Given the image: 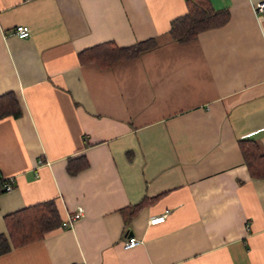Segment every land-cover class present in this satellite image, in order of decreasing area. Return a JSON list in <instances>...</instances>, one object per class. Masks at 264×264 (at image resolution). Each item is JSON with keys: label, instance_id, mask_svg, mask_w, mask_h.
I'll return each mask as SVG.
<instances>
[{"label": "crops", "instance_id": "obj_1", "mask_svg": "<svg viewBox=\"0 0 264 264\" xmlns=\"http://www.w3.org/2000/svg\"><path fill=\"white\" fill-rule=\"evenodd\" d=\"M186 1L0 0V96L21 112L0 119V178L13 183L0 234L6 214L37 202L54 200L62 221L82 209L0 264H264V178L241 144L264 155L263 0H208L228 21L178 43L170 22ZM149 38L105 69L77 58ZM81 155L88 166L69 175ZM143 199L126 225L120 210ZM127 235L141 242L124 248Z\"/></svg>", "mask_w": 264, "mask_h": 264}, {"label": "trees", "instance_id": "obj_2", "mask_svg": "<svg viewBox=\"0 0 264 264\" xmlns=\"http://www.w3.org/2000/svg\"><path fill=\"white\" fill-rule=\"evenodd\" d=\"M186 8L184 15L170 22V37L178 43L191 41L199 33L220 27L229 19L226 10H214L208 0H187ZM155 46L156 41L153 38L126 47H118L112 41H107L83 49L77 54V58L81 64L95 63L99 68L105 69L119 59H134ZM20 114V107L13 93L0 96V119L6 116L17 118ZM241 144H247L242 147V153L250 176L264 178V155L258 152L256 145L251 141ZM87 166L85 156L81 155L68 158L65 169L69 175H75ZM146 202L143 199L136 205L120 210L126 225ZM3 219L6 234H0V254L8 252L11 247L24 246L42 239L47 233L61 227L62 223L54 200L34 203L6 214Z\"/></svg>", "mask_w": 264, "mask_h": 264}, {"label": "built area", "instance_id": "obj_3", "mask_svg": "<svg viewBox=\"0 0 264 264\" xmlns=\"http://www.w3.org/2000/svg\"><path fill=\"white\" fill-rule=\"evenodd\" d=\"M253 11L256 14L264 15V0L256 2L253 5ZM13 33L19 38H26L29 36L28 27L24 26V25L16 26L13 29ZM0 181H2V182H0L1 191L9 192L12 190L13 183H12L11 179H3L2 180V178H0ZM167 215H168V212L166 211L160 215L150 216L147 223H148V225H156V224L163 223L165 221ZM81 216H82V209L77 208L75 210V212L69 214L67 216V218L62 221L61 228H68L72 224L73 221L79 219ZM140 242L141 241L138 238H136L134 236H128L127 235V237L123 241V246H124V248H133V247L137 246Z\"/></svg>", "mask_w": 264, "mask_h": 264}]
</instances>
